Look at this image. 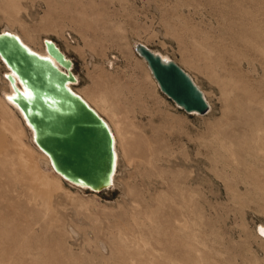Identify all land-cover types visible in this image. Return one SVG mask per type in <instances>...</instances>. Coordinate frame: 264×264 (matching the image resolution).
Returning <instances> with one entry per match:
<instances>
[{"label":"rangeland","instance_id":"obj_1","mask_svg":"<svg viewBox=\"0 0 264 264\" xmlns=\"http://www.w3.org/2000/svg\"><path fill=\"white\" fill-rule=\"evenodd\" d=\"M4 27L71 59L124 181L68 185L0 95V264H264V0H0ZM132 40L180 64L213 109L177 108Z\"/></svg>","mask_w":264,"mask_h":264},{"label":"water","instance_id":"obj_2","mask_svg":"<svg viewBox=\"0 0 264 264\" xmlns=\"http://www.w3.org/2000/svg\"><path fill=\"white\" fill-rule=\"evenodd\" d=\"M45 53L25 46L16 35L0 31V62L31 142L51 169L67 183L94 193L110 189L115 167L114 143L106 121L69 84L76 81L72 61L50 39ZM158 90L187 114H205L208 104L191 76L140 42L132 45Z\"/></svg>","mask_w":264,"mask_h":264},{"label":"bare ground","instance_id":"obj_3","mask_svg":"<svg viewBox=\"0 0 264 264\" xmlns=\"http://www.w3.org/2000/svg\"><path fill=\"white\" fill-rule=\"evenodd\" d=\"M2 30H7V31H9V32H11V33H13L14 35H16L17 36V38L25 45V46H27L29 49H31V50H33L34 52H36V53H38V54H43V55H46V53H45V49H44V46H43V51L42 52H40V51H36V50H34L33 48H31L29 45H27L23 40H22V38L19 36V34L17 33V32H15L13 29H9L8 27H4V28H0V31H2ZM45 39H48V38H45ZM51 40V39H50ZM53 41V40H52ZM54 42V41H53ZM135 42H137V41H135V40H132L131 42H130V45H131V47H132V45H133V43H135ZM138 42H140V43H142V44H144L145 46H147L148 47V45L146 44V43H144L143 41H138ZM55 43V42H54ZM56 44V43H55ZM57 45V44H56ZM58 46V45H57ZM59 47V46H58ZM148 48H150V47H148ZM60 49V48H59ZM133 49V48H132ZM151 50H153V51H155V52H157L158 54H160L161 55V57H163V58H165V59H172V58H170L167 54H164V53H162V52H160V51H158V50H154V49H152V48H150ZM62 52H63V54L65 55V57H67V58H69L66 54H65V52L62 50V49H60ZM115 58V57H114ZM70 59V58H69ZM144 64H145V62L142 60V58L140 59ZM173 60V59H172ZM175 61V60H174ZM114 62V61H113ZM176 62V61H175ZM105 63H107V64H109V65H111L112 64V60L111 61H109L108 60V58L107 59H105ZM177 63V62H176ZM178 64V63H177ZM180 65V64H179ZM146 66V65H145ZM182 67V66H181ZM183 68V67H182ZM184 69V68H183ZM185 70V69H184ZM190 76H191V74L187 71V70H185ZM3 73H5V71L3 72ZM3 73L0 75V95L3 97V99H4V101L9 105V106H11V108H13V110H15V111H17L18 112V114H19V116H20V118L22 119V117H21V115H20V112L18 111V109H17V107L7 98L8 96H9V94L11 93V90L9 89V85H8V82H6L7 80H5L6 78L4 77V75H3ZM74 74V76H75V78H76V81L75 82H73V83H70L69 84V87H70V89L73 91V92H75L76 94H78L75 90H74V87H73V85H75V84H77V82H78V74L76 75L75 73H73ZM5 79H4V78ZM191 78L193 79V81L195 82V84L200 88V90H201V92L203 93V96H204V98H205V100H206V102H207V104H208V111L210 110V109H213V108H211V103H210V99H208V97H207V95L205 94V92L203 91V89L201 88V86L194 80V78L191 76ZM156 84V83H155ZM83 100H85L86 101V103L91 107V108H93L90 104H89V102L84 98V97H82L80 94H78ZM94 109V108H93ZM95 110V109H94ZM96 111V110H95ZM98 111V110H97ZM96 111V112H97ZM98 113V112H97ZM99 114V113H98ZM191 114H196V113H191ZM199 115V114H198ZM203 115V114H202ZM99 116H101L100 114H99ZM105 121H106V123H107V125L109 126V129H110V131H111V134H112V137H113V143H114V152H115V167H114V172H113V175H112V178H111V186H110V188H112V187H114V186H117L118 185V182H121V181H119V179L121 178H118L119 177V174H118V169H120L119 167H120V163H121V156H122V154H121V149H120V147L118 146V136L116 135V131L113 129L112 130V128H111V126H110V124L108 123V121L103 117V116H101ZM22 121H23V119H22ZM23 123H24V121H23ZM24 125H25V123H24ZM27 128V127H26ZM252 129V128H251ZM114 131V132H113ZM29 132V131H28ZM115 134V135H114ZM29 136H30V134H29ZM116 137V138H115ZM30 140H31V137H30ZM35 146V145H34ZM36 147V146H35ZM36 149H37V147H36ZM39 152H41L39 149H37ZM42 154H44L43 152H41ZM44 156L45 157H42L40 160H42L44 163H45V165H46V167L48 168V169H50V170H52L51 169V167H50V165H49V162H48V158H47V156L44 154ZM52 172L54 173V174H56L57 176H59L57 173H55L53 170H52ZM60 177V176H59ZM61 178V177H60ZM123 178V177H122ZM62 179V178H61ZM63 180V179H62ZM120 180H123V179H120ZM64 182H66L65 180H63ZM124 181V180H123ZM67 183V182H66ZM68 185H70V186H73V185H71V184H69V183H67ZM73 187H75V188H79V187H77V186H73ZM55 197H57V196H55ZM39 201H40V199H39ZM52 201V200H51ZM56 201V200H55ZM57 201H59L58 199H57ZM131 205H133V204H131ZM130 205V206H131ZM53 206V205H52ZM133 208V207H132ZM64 214V213H63ZM69 218V217H68ZM67 218V219H68ZM71 220V219H70ZM84 222V221H83ZM67 227H69L68 226V224H67ZM68 229V228H67ZM73 229V228H72ZM72 229L71 228H69L68 230L70 231V232H72ZM261 229H264V227H263V225L260 223V226L259 227H257V231H258V233H259V235L260 236H262L263 238H264V236L263 235H261V232H260V230ZM75 232V231H74ZM74 234V233H73ZM81 236V235H80ZM98 248H103V243L102 242H98Z\"/></svg>","mask_w":264,"mask_h":264},{"label":"snow or ice","instance_id":"obj_4","mask_svg":"<svg viewBox=\"0 0 264 264\" xmlns=\"http://www.w3.org/2000/svg\"><path fill=\"white\" fill-rule=\"evenodd\" d=\"M260 232H261V235H264V229H261Z\"/></svg>","mask_w":264,"mask_h":264}]
</instances>
